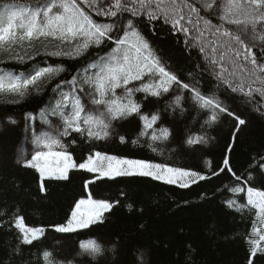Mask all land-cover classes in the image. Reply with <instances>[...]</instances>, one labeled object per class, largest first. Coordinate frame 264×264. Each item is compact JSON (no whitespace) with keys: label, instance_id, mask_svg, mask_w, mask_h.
<instances>
[{"label":"snow or ice","instance_id":"6c2138e0","mask_svg":"<svg viewBox=\"0 0 264 264\" xmlns=\"http://www.w3.org/2000/svg\"><path fill=\"white\" fill-rule=\"evenodd\" d=\"M141 18L149 24L161 21L170 25L174 34L182 33L184 44L203 54L204 70L216 81L213 89L204 93L199 79L191 83L181 80L144 35ZM37 43L43 44L39 50ZM101 46L108 50L97 53L71 80L58 81L51 89L52 98L39 110V121L47 126V131L38 132L35 128L37 116L32 113L26 116L35 150L30 159L20 158L17 162L38 173L42 193H46L47 181H67L72 171L89 174L84 182L86 190L98 181L117 177H150L185 189L210 179L199 171L100 151L77 161L69 151L78 139L108 140L113 134L114 122L132 116L142 121L132 143L143 140L152 151H158L157 144L167 141L171 130L158 126L159 110L149 115L142 108L149 97L160 99L174 87L181 94L174 95L168 107L186 111L183 93L187 92V100L206 114V125L219 122L225 114L236 120V131L246 123L220 98L219 91L224 88L243 97L241 103L250 104L264 114V0H8L0 3V56L7 54V59H0V64L9 60L26 63L37 56L76 59L86 55L89 49ZM64 71L62 64L42 65L41 62L28 72L17 73L0 67V102L19 104L28 97L41 95ZM189 77L193 78V74L189 73ZM138 94L143 95L137 98ZM70 136L72 139L66 142ZM119 139L121 143L127 142L123 135ZM186 142L203 144L206 138L196 135ZM206 164L211 169V161ZM225 169L237 181L242 180L228 158L213 175ZM257 171L264 176V156ZM254 179L249 173L243 183L249 185ZM229 190L237 196L245 194L246 203L229 199L228 206L241 213L247 210L254 217L246 240L249 264H252L258 254L264 255V190L241 185ZM118 203L93 198L89 190L86 198L75 202L65 222L54 225L53 229L57 233L73 234L102 225L107 219L105 214ZM19 213L17 208L11 224L18 232L20 244L31 246L42 240L46 228L27 226ZM79 248L82 254L93 259L103 257L105 252L96 239L80 243ZM14 251L19 253V247ZM42 260L43 264H74L57 260L50 250H43Z\"/></svg>","mask_w":264,"mask_h":264},{"label":"trees","instance_id":"16d2710c","mask_svg":"<svg viewBox=\"0 0 264 264\" xmlns=\"http://www.w3.org/2000/svg\"><path fill=\"white\" fill-rule=\"evenodd\" d=\"M4 2L8 0H0V3ZM141 21L140 27L146 38L181 80L191 83L199 79L204 93L213 89L216 81L204 70L203 54L196 48L185 47L182 33L174 34L171 26L161 21L151 24L145 18H141ZM42 47V43L36 44L37 50ZM107 50L103 46L91 48L86 55L76 59L37 56L26 63L9 60L0 64V67L17 73L30 71L38 62L42 65L62 64L65 68L48 84L43 94L28 97L19 104L0 102V133L5 128L7 132L0 134V212L4 213L0 215V224H3L0 227V264H43V250L53 251L57 260L73 261L74 264H249L246 240L254 217L247 210L241 213L229 207L227 200L237 199L246 203L245 194L237 196L229 190L234 185L255 186L264 190V176L257 171L264 156V114L252 113L249 108L251 106L253 110L252 105L241 103L244 98L226 88L219 91L220 98L241 118L249 117L245 125L239 126V131L235 130L236 120L233 118L236 123L232 122L226 115L219 122L206 125V114L187 100V92L183 93L186 97L184 107L190 111L186 119H175L170 112L168 115V104L174 95L181 94L174 87L172 92L160 99L149 97L142 108V112L149 115L159 110L158 126L171 130L169 139L157 144L158 151H152L143 140L132 143L142 127V121L136 116L114 122V131L108 140L88 142L78 139L69 148L77 161L100 151L121 158L143 159L199 171L211 177L189 188H179L150 177L132 176L104 179L86 190L84 182L89 174L72 171L67 181H47L46 193H42L38 187V173L22 167L16 161L18 141L25 129L27 134L31 133L27 114L37 116L34 126L39 128L38 132L47 131V126L39 121V110L52 98L51 89L58 81L71 80L97 53ZM0 59H7V54L0 56ZM189 73L193 74V78L190 79ZM67 90L68 86H65ZM142 95L138 94L137 98ZM5 119L15 121L14 125L18 122V127L4 126ZM120 135L125 136L127 142L121 143ZM196 135H203L205 143L212 139V145L204 148L205 143L187 144V139ZM71 139V136L67 137L66 142ZM171 143L175 147L167 146ZM34 150L32 141L26 147V154H34ZM225 158L229 159L236 175L242 177L241 181H237L227 169L213 175L223 167ZM209 160L211 169L206 164ZM249 173L255 179L251 184L244 185L243 178ZM89 190L93 198L119 201L111 212L105 214V223L73 234L55 232L53 226L65 222L75 202L86 198ZM17 208L27 226L46 228L42 240L31 246L20 244L18 232L11 224ZM89 239H96L104 246L103 257L93 259L82 254L79 244ZM17 247L19 253L14 251ZM252 264H264V255L258 254Z\"/></svg>","mask_w":264,"mask_h":264},{"label":"rangeland","instance_id":"374dc122","mask_svg":"<svg viewBox=\"0 0 264 264\" xmlns=\"http://www.w3.org/2000/svg\"><path fill=\"white\" fill-rule=\"evenodd\" d=\"M185 47H188V46H186L185 45ZM194 50V49H193ZM198 51V50H197ZM201 57H202V55H200ZM203 64L206 66V61H203ZM177 90H179V89H177ZM186 104V103H185ZM249 108H250V110H251V112L252 113H255V114H257V111H255L254 109L252 110L251 109V106H249ZM171 113V115H170V113ZM234 112H236V111H234ZM190 114V111L189 110H187V111H181L180 110V108H176L174 111H173V109L172 108H170V110L168 111V115H170V116H174V118L175 119H178V120H184V119H186V117L188 116ZM236 114H238V112H236ZM165 115V114H164ZM226 115V114H225ZM227 116V115H226ZM204 117V116H203ZM202 117V118H203ZM228 118H229V120H231L232 122H235L234 121V119L232 118V117H229V116H227ZM226 118V117H225ZM224 118V119H225ZM249 117L247 116V118H245L246 119V121H249V119H248ZM244 119V118H243ZM127 120V119H126ZM9 121H11V119H5L4 120V123H3V125L5 126V125H14V123L13 122H9ZM236 123V122H235ZM237 124V123H236ZM15 125H17V127H18V122H17V124H15ZM14 125V126H15ZM3 126V127H4ZM12 128H16V126L15 127H12ZM6 129V128H5ZM5 129H3V131L0 133L1 135H4V134H6L7 132H6V130ZM7 129H9V128H7ZM29 129V128H28ZM37 130L39 129V128H36ZM1 130V129H0ZM5 132V133H4ZM32 138H33V136L31 135V133H29V134H27V131H26V129L24 130V133H23V135H22V137L20 138V140L18 141V143H17V147H16V150H17V152H16V156H17V158H16V161L18 160V159H20V158H26L27 157V159H30L31 158V155L32 154H30L29 156L26 154V147L29 145V144H31V142L33 141L32 140ZM212 143H213V140L212 139H208V142L207 143H205L202 147H204V148H208V147H210L211 145H212ZM167 146H169V148H173V147H175L174 146V144L173 143H171L170 145L168 144ZM20 150H23V151H20ZM26 156V157H25ZM162 182V181H161Z\"/></svg>","mask_w":264,"mask_h":264}]
</instances>
